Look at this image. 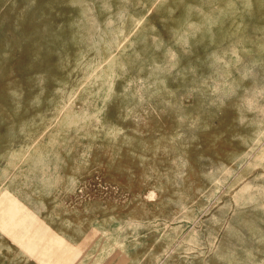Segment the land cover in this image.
Instances as JSON below:
<instances>
[{
  "label": "rangeland",
  "instance_id": "374dc122",
  "mask_svg": "<svg viewBox=\"0 0 264 264\" xmlns=\"http://www.w3.org/2000/svg\"><path fill=\"white\" fill-rule=\"evenodd\" d=\"M260 188L264 0H0V264H264Z\"/></svg>",
  "mask_w": 264,
  "mask_h": 264
},
{
  "label": "bare ground",
  "instance_id": "6f19581e",
  "mask_svg": "<svg viewBox=\"0 0 264 264\" xmlns=\"http://www.w3.org/2000/svg\"><path fill=\"white\" fill-rule=\"evenodd\" d=\"M247 186H248V185H247ZM250 187H251V184L249 183V186L246 188V190L242 191L241 193L244 194L245 191H247L248 189H250ZM260 191L263 192L264 190H262V189L260 188ZM250 198H251V196H250Z\"/></svg>",
  "mask_w": 264,
  "mask_h": 264
}]
</instances>
